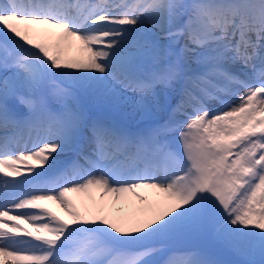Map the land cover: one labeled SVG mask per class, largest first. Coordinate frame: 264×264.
<instances>
[{"label": "snow or ice", "instance_id": "1", "mask_svg": "<svg viewBox=\"0 0 264 264\" xmlns=\"http://www.w3.org/2000/svg\"><path fill=\"white\" fill-rule=\"evenodd\" d=\"M177 85L138 132L74 91ZM0 132V264H223L172 251L193 235L264 264V0L0 2Z\"/></svg>", "mask_w": 264, "mask_h": 264}, {"label": "rangeland", "instance_id": "2", "mask_svg": "<svg viewBox=\"0 0 264 264\" xmlns=\"http://www.w3.org/2000/svg\"><path fill=\"white\" fill-rule=\"evenodd\" d=\"M156 32L159 33V30ZM160 42L161 43L162 42L167 43V41H164V40H161ZM152 59L153 58L151 56H147L144 58L143 63L151 61ZM144 67H145V64H143V68ZM127 91L129 93L124 94V92L125 93H127V92L123 89H120L118 97L107 98L108 99L107 100L108 101L107 111L109 113H113V114L118 113V115H114V116H117V117H120V115L123 116L124 118H126V120L124 122L129 121L130 119L132 121H134L137 118H140L139 120H145L147 118L154 117V114H156L158 112V107H157L156 101L153 100L152 97H150V96L145 97L143 99V107H137L138 102L141 101V96L138 93H136L134 95V93L130 92V90H127ZM156 92L159 96V104L162 103V105L164 106V104L167 101L165 98L166 96H164L162 94V91L160 90V88H157ZM81 99H82L81 97L78 98L77 102L80 103ZM186 237H191V236H186ZM186 237H181V238L177 239L172 245L176 244L177 242L185 241ZM199 237H202L207 242V244H205V247L208 250H212V249L217 250V251H219V254L228 256V258L230 260L237 259V260L241 261V262H238L239 264H242V261L245 259V257L241 256L240 254H238L234 251H231L227 248H224L223 246L217 244L215 241H213L212 239H210L206 236H199ZM228 264H234V262L228 260Z\"/></svg>", "mask_w": 264, "mask_h": 264}, {"label": "bare ground", "instance_id": "3", "mask_svg": "<svg viewBox=\"0 0 264 264\" xmlns=\"http://www.w3.org/2000/svg\"><path fill=\"white\" fill-rule=\"evenodd\" d=\"M148 28H151V26H148ZM152 31L156 32L155 29H152ZM241 90H242V89H241ZM120 93H121V92H120ZM124 94H126V93H124ZM127 94H128V93H127ZM97 95H98V98H99V100H100L101 103H106V102H107V98L102 97V96L99 95L98 93H97ZM148 99H149V98H148ZM119 103H120V102H119ZM58 159H59V157L57 156V157H56V162L58 161ZM25 173H26V174H32V173H29V172H27V171H25ZM77 202H78V201H77ZM48 206L52 209V211L56 212V213H57L58 215H60L62 218L67 219V217L65 216V214L63 213V211H62L57 205L49 204ZM13 214H15V213H13Z\"/></svg>", "mask_w": 264, "mask_h": 264}]
</instances>
